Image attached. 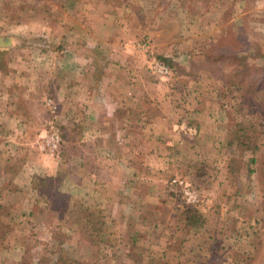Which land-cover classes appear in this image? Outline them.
<instances>
[{
  "label": "crops",
  "instance_id": "1",
  "mask_svg": "<svg viewBox=\"0 0 264 264\" xmlns=\"http://www.w3.org/2000/svg\"><path fill=\"white\" fill-rule=\"evenodd\" d=\"M145 2L0 0L3 29L9 28L6 20L28 24L12 26L15 33L8 34L12 45L0 50V181L11 191L0 210L20 212L17 190L29 187L36 173L56 171L51 169L55 157L48 159L45 154L18 164L7 157L34 148L38 137L34 133L42 132L48 119L44 100L53 95L62 106L65 153L61 155L68 182L64 205L69 228L75 227L76 203L81 205L79 227L102 226L109 243L121 241L131 247L135 253L126 257L133 264H224L238 252L236 236L224 235L226 218L237 210L231 202L238 203L241 189L230 181L239 178L238 173L244 177L251 173L232 167L235 155H229L227 148L236 144L231 146L221 83L202 72L199 64L194 66L188 53L193 46L187 45L191 40L182 29L172 39L160 41L155 36L152 40L149 52L171 61L168 77L147 70L149 53L123 47L126 39L147 31L160 34L151 27L156 20L162 28L160 19L150 10L145 13ZM27 3L32 11L25 10ZM3 4L13 8L7 11ZM52 12L63 30L59 37L49 38ZM34 49L48 62L36 65ZM58 90L60 94L55 93ZM182 116L196 126L193 137L174 133ZM12 148L10 154L7 149ZM29 163L34 167L28 172ZM176 176L197 187L199 204L179 202L168 183ZM86 212L95 216L86 217ZM19 224L0 218V264H19L27 254L6 248L11 229L12 239L20 233L16 240L28 237L21 227L17 229ZM119 226L127 229L123 239H116Z\"/></svg>",
  "mask_w": 264,
  "mask_h": 264
},
{
  "label": "rangeland",
  "instance_id": "2",
  "mask_svg": "<svg viewBox=\"0 0 264 264\" xmlns=\"http://www.w3.org/2000/svg\"><path fill=\"white\" fill-rule=\"evenodd\" d=\"M2 6L7 8V11L13 8V5L10 4H3ZM29 6L31 3L26 4V11H32L33 8H29ZM142 7L145 8V13L146 10H150L155 19H160L162 28L157 25V21L153 17L155 22L151 26L160 34L157 36L152 34L153 32L147 31L135 36L137 40L148 41L149 47L145 50H139L132 45L127 47L123 45V47L133 48L144 54L149 53V57L146 58L148 70V63L155 59L153 58L154 55L149 52L155 36L160 41L169 40L173 38L175 31L179 32L182 29L187 34L186 37L191 40L187 42V45L193 46L188 49V53L190 51L192 53L193 64H199L198 68L202 72L220 81V93L225 91L221 105L226 110L224 113L226 124L232 130L229 135L232 138L231 146L233 143L236 144V148H227L229 155H235L232 158V167L235 169L238 167L240 172L242 168L245 170L244 174H251L244 177L243 174L238 173L240 177L232 178L230 181L235 189L237 186L241 189L238 203L231 202L237 210L226 218L225 224L228 226L224 235L232 239L236 236L234 241L238 242L236 243V245L238 244V252L234 251L223 262L224 264H264V0H147ZM45 11L46 9L42 10L43 13ZM56 15L53 12L49 14V22H51L49 24L52 27V31L48 32L49 38L59 37L63 30L57 17H55ZM1 16L2 14H0V35L15 33L13 27L17 24L28 27L26 22L16 20L15 24L13 21L9 23L6 20L9 28L3 29L1 23L5 22V18H1ZM169 16L176 17V19H169ZM40 30L42 28L38 31L40 32ZM32 32L34 31L32 30ZM35 33L32 37H36L34 36ZM132 39L134 38L126 39L124 43ZM34 50L37 51L36 65L39 66L40 62H48L47 58H42L39 49ZM34 54L36 55V53ZM216 60L218 63H215ZM195 64L194 66H196ZM35 75L43 78L41 74ZM229 75H236L235 79L239 82L238 86L229 85ZM255 86H258L256 90H246L247 87L255 88ZM55 93L60 94L61 91L58 90ZM60 100L53 95L45 98L44 106L48 119L44 130L34 133L38 134L34 148L28 146L25 154L7 156L12 159L15 158L13 162L17 164L24 161V158L36 160L39 154L47 155L46 158L48 159L55 157L51 169L54 168L56 171L53 175L48 173L46 175V172L36 173L28 183L30 189L26 187L17 190L21 194L17 200L22 205L20 212L6 211L4 207L1 208L0 218L5 222H20L17 229L21 227L22 232L28 236L16 240L20 233L12 239L10 237L12 229L10 228L6 248L15 254L26 250L27 254L19 264H133V261L126 257L130 252L135 253L131 247H127L128 244L121 243V241L109 243L106 230L102 226L97 229H93L92 226L87 227V229L79 227L77 212L74 213L76 219H72L75 222L74 228H69V224L67 221L65 222L64 188L68 189V182L64 180L65 161L61 155L65 153L63 145L65 141H63L64 129L62 128ZM65 111L64 108V111L62 110L63 116ZM181 119L188 120L186 116H182ZM50 123L58 128L60 135V142L53 151L45 141L50 132ZM173 131L177 135L187 136L182 132ZM29 134L32 135L33 133ZM239 134H247L249 143L255 147L252 146L244 152L241 151V148V150L238 149L237 136ZM7 150L10 154L14 153L13 148ZM3 156L5 158L6 155ZM4 158L1 159L4 160ZM30 166L34 167L29 163L28 172L32 168ZM2 167L3 164L0 163V168ZM233 182L234 184H232ZM9 188L8 184L0 181V204L5 205L9 202L7 198L11 192ZM70 193L73 196L76 194L75 191ZM9 196L11 197V195ZM14 198L16 197L14 196ZM73 199L76 200L75 197ZM199 199L201 201V197ZM37 203L39 205L36 207L37 209H31ZM180 203L183 206L188 205L183 202ZM235 213H238V216ZM91 214L95 213L86 212V217L91 216ZM240 216L241 219L238 218ZM73 222L70 220V224ZM8 228L9 224H7L6 229L8 230ZM221 231L222 229L218 233ZM94 232L96 233L92 236ZM116 233V239H123L128 234L127 229L120 226ZM97 235L101 239H94Z\"/></svg>",
  "mask_w": 264,
  "mask_h": 264
},
{
  "label": "built area",
  "instance_id": "3",
  "mask_svg": "<svg viewBox=\"0 0 264 264\" xmlns=\"http://www.w3.org/2000/svg\"><path fill=\"white\" fill-rule=\"evenodd\" d=\"M123 45L124 47L132 45L134 48H137L139 50H145L149 47L148 41L137 40V38H134L131 41H127ZM148 70L159 77L168 76L172 72L167 67V65L156 59H153L148 63ZM49 128L50 132L45 141L53 151V149H55L60 142V135L58 128L56 126H53V123H50ZM175 130L186 134L188 137H193L197 132L196 126L194 124H192L188 120L183 119H181V121L177 123V125L175 126ZM168 183L173 188V191L179 195L182 202L188 205H196L197 203L199 204V191L186 179L176 176L172 177Z\"/></svg>",
  "mask_w": 264,
  "mask_h": 264
},
{
  "label": "trees",
  "instance_id": "4",
  "mask_svg": "<svg viewBox=\"0 0 264 264\" xmlns=\"http://www.w3.org/2000/svg\"><path fill=\"white\" fill-rule=\"evenodd\" d=\"M12 37V36H11ZM11 37L7 34V35H0V50L2 51L3 47L5 45H9L11 44ZM25 40H26V37H25ZM12 45V44H11ZM4 51V50H3ZM2 51V52H3ZM153 58H155L156 60L164 63L165 65H167V67L172 71V64H171V61L168 57H164L162 55H154ZM215 63H218V60L215 61ZM235 76L236 75H229V78H230V82H229V85L233 86V87H236L238 86L239 82L237 81V79H235ZM254 85H255V82H253ZM226 86V85H225ZM225 86H224V89H225ZM227 88V87H226ZM258 88V86H255V88L253 87H247L246 90L247 91H252V90H256ZM222 92V90H221ZM225 91H223L221 94H224ZM224 96V95H223ZM225 97V96H224ZM238 138V141H237V145H238V149H240L242 152H244L246 149H250L253 144H250L249 141H248V136L247 134L245 135H238L237 136ZM255 147V146H253ZM252 159V158H251ZM189 182V181H188ZM193 185V184H192ZM195 186V185H194ZM196 187V186H195ZM197 188V187H196ZM198 190V189H197ZM176 197L181 201L179 195L177 193H175ZM184 203V202H183ZM186 204V203H185ZM74 205V209H75V212H77V209H80L81 208V205H76L75 203H73ZM187 205V204H186ZM190 210V209H189ZM186 212H189L185 209ZM74 217H72L73 219H76L75 218V214H72ZM91 215H94V214H91ZM95 216V215H94ZM97 216V215H96ZM77 217V216H76ZM65 256V254H64Z\"/></svg>",
  "mask_w": 264,
  "mask_h": 264
}]
</instances>
